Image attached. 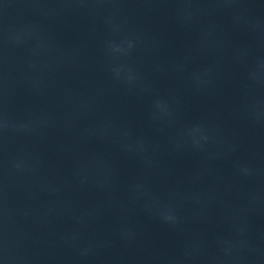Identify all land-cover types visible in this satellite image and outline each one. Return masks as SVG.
<instances>
[{
    "label": "water",
    "instance_id": "obj_1",
    "mask_svg": "<svg viewBox=\"0 0 264 264\" xmlns=\"http://www.w3.org/2000/svg\"><path fill=\"white\" fill-rule=\"evenodd\" d=\"M0 264H264V0H0Z\"/></svg>",
    "mask_w": 264,
    "mask_h": 264
}]
</instances>
